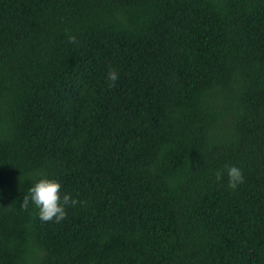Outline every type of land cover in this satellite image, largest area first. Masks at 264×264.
<instances>
[{"label":"trees","instance_id":"16d2710c","mask_svg":"<svg viewBox=\"0 0 264 264\" xmlns=\"http://www.w3.org/2000/svg\"><path fill=\"white\" fill-rule=\"evenodd\" d=\"M0 264H264V0H0Z\"/></svg>","mask_w":264,"mask_h":264},{"label":"clouds","instance_id":"9594fccd","mask_svg":"<svg viewBox=\"0 0 264 264\" xmlns=\"http://www.w3.org/2000/svg\"><path fill=\"white\" fill-rule=\"evenodd\" d=\"M68 40L75 43L77 38L69 35ZM106 79L114 85L119 79V73L115 68H109ZM228 177V186L231 189L237 188L243 183L244 175L241 168L236 165L225 166ZM216 179L222 180L223 173L216 172ZM61 182L56 178H51L43 172L35 173L31 186L27 189V195H24L21 207L27 208L29 203L33 204L37 210V215L42 221L54 220L60 222L66 215V207L76 206L79 201L72 197L70 193L61 192Z\"/></svg>","mask_w":264,"mask_h":264}]
</instances>
